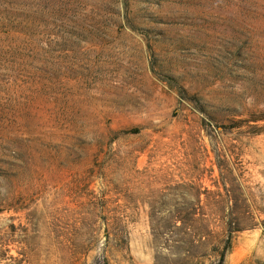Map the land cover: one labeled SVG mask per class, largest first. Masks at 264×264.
<instances>
[{
  "label": "rangeland",
  "instance_id": "obj_1",
  "mask_svg": "<svg viewBox=\"0 0 264 264\" xmlns=\"http://www.w3.org/2000/svg\"><path fill=\"white\" fill-rule=\"evenodd\" d=\"M218 261L264 264V0H0V264Z\"/></svg>",
  "mask_w": 264,
  "mask_h": 264
},
{
  "label": "trees",
  "instance_id": "obj_2",
  "mask_svg": "<svg viewBox=\"0 0 264 264\" xmlns=\"http://www.w3.org/2000/svg\"><path fill=\"white\" fill-rule=\"evenodd\" d=\"M126 133H133V132H132V130H130L129 132L126 131ZM227 232H229V230H228ZM227 243H228V242H227ZM222 257H223V255H221V259H222ZM217 264H221L220 261H218Z\"/></svg>",
  "mask_w": 264,
  "mask_h": 264
}]
</instances>
